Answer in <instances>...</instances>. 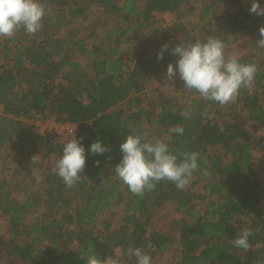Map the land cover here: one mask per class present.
Masks as SVG:
<instances>
[{
  "label": "trees",
  "instance_id": "1",
  "mask_svg": "<svg viewBox=\"0 0 264 264\" xmlns=\"http://www.w3.org/2000/svg\"><path fill=\"white\" fill-rule=\"evenodd\" d=\"M224 1L232 4L234 16L207 35L235 46L240 63L258 68L252 93L241 89L236 102L226 106L186 89L181 102L165 98L152 111L141 100L160 67L166 73L168 64L175 68L172 48L207 40L205 27L192 37L187 26L176 23L174 39L160 29L156 14L177 18L191 0H40L46 15L39 32L33 36L21 29L11 39L0 37V217L9 226L7 239L0 238V260L87 264L96 255L136 264L127 255L130 247L141 248L152 264L172 248L175 264L264 260V49L257 47L264 16L250 12L253 0ZM255 2L264 8V0ZM112 21L113 28L100 35L98 26ZM143 30L155 35L151 50L140 46ZM133 42L137 47L125 56L121 47ZM165 44L169 48L158 60ZM184 111L191 115L182 117ZM38 121L74 126V138H83L86 164L73 187L52 170L39 183L27 178L34 154L58 160L73 138L41 134ZM176 125L184 128L183 135L169 132ZM144 133L145 141L165 142L178 161L185 152L200 154L193 177L208 180L204 189L213 201L207 209L196 211L186 189L172 182L161 181L139 197L117 177L120 144L128 135ZM97 141L109 151L91 154ZM11 151L18 156L12 168ZM27 184L35 191L25 189ZM168 200L182 217L157 216ZM156 216L164 226L149 231ZM244 229L254 233L248 251L230 243Z\"/></svg>",
  "mask_w": 264,
  "mask_h": 264
},
{
  "label": "clouds",
  "instance_id": "2",
  "mask_svg": "<svg viewBox=\"0 0 264 264\" xmlns=\"http://www.w3.org/2000/svg\"><path fill=\"white\" fill-rule=\"evenodd\" d=\"M47 9V13H51ZM250 12L257 16H264V8L253 0ZM46 15L44 4L40 0H0V37L13 38L21 29L30 35H35L42 28V19ZM261 39L257 47L264 49V27L259 29ZM225 44L222 40L208 37L205 42L197 40L188 45L179 44L172 48L171 54L177 56L175 68L170 63L167 66V81H173L177 75L183 82L184 89L195 91L207 101H213L221 106L235 103L241 89H247L251 94L255 75L258 68L255 64H243L232 55H225ZM169 45L162 46L157 59L163 58V52ZM180 115L188 118L190 111L181 112ZM214 114L208 115L212 119ZM169 132L183 135L184 128L180 125L173 126ZM73 135V133H72ZM148 133L143 135H128L120 144L122 153L121 161L115 166L117 177L128 190L135 196L143 197L145 192L153 191L156 184L161 181L172 182L178 190H185L193 173L198 170V152H185L183 159L173 154L168 145L160 139L145 141ZM83 138L81 137L80 140ZM80 140L73 138L63 145L62 156L56 161L53 173L64 184L71 188L81 178L86 164L85 149ZM90 153L102 155L109 151L101 142L90 145ZM34 158V157H33ZM32 158V159H33ZM94 164L99 166V161ZM207 175V170L204 171ZM254 233L244 229L240 235L230 243L244 251L251 247L248 238ZM127 255L136 258V264H152L150 255L139 247L128 248ZM87 264H119L112 256L100 260L96 255L87 259ZM257 264H264V260Z\"/></svg>",
  "mask_w": 264,
  "mask_h": 264
},
{
  "label": "rangeland",
  "instance_id": "3",
  "mask_svg": "<svg viewBox=\"0 0 264 264\" xmlns=\"http://www.w3.org/2000/svg\"><path fill=\"white\" fill-rule=\"evenodd\" d=\"M205 4L209 6V9L205 10ZM201 15H205L204 20L202 21L200 20ZM155 16L160 22V29L162 30V32L168 34V37L172 36L173 39L178 38L179 35L175 34L172 28L176 23H182L183 26L188 27L187 30L190 32L192 37L198 35V31L201 27H205V30L202 34L207 39L208 37H210L207 35V31H215L214 25L216 23H224L226 21H229L234 16V7L232 6V4L224 0H191L189 5L186 8L182 9V12L177 18L171 14H156ZM95 21L96 20H94V22ZM113 24L114 22L112 21L108 26L106 24L99 25L97 28V30H99V34L102 35L104 31L111 29V27L113 28ZM142 32L143 35L140 38V46L151 50V47H153V43L156 42L154 40L155 35L149 30H143ZM135 47H137L135 42L128 43L127 45L121 47V50L125 56H129L131 55V52ZM237 53L238 51L235 46L225 47L226 57L229 54L235 57ZM158 71L159 72L157 74V80L154 85L146 93L141 94V100L143 105L146 107V109L150 111L153 110V107H160V105L165 102V98L170 99V101L176 99L177 101L181 102L183 100V95L181 94H183L184 86L183 82L179 79V76L177 75L176 77H174L173 81L169 82L167 81L166 72H163L161 67ZM143 123L144 127L149 128L145 121H143ZM41 125L42 123L40 121L35 123L37 130H39L38 132L41 131ZM152 131L155 130L152 129ZM260 131L261 133H263L262 130ZM153 134L156 137L158 136V133ZM150 135H152V132H150ZM33 157V159H31L28 164L32 168L30 169L31 172H28L27 178H32L36 180L37 183H39V181L43 180L45 175H47V173L55 167V163L57 160H53L51 158L44 159L41 154H34ZM17 160L18 156L16 155V152L11 151V157H9V161H12V163H10L11 168L12 166H16L15 163L17 162ZM33 163H35L36 165H31ZM28 165H23V168L28 169V167H30ZM260 172L261 179H264V170H261ZM206 183H208L207 178L201 179L200 177H192L188 187L186 188V191L188 192V197L190 199L189 205L195 207L196 211L203 212L213 201L212 197L204 189ZM24 188L32 192L35 191L34 189L30 190L29 184L24 185ZM176 206L177 205H175L174 201H166L164 207L161 210H158L159 212L157 216L167 215L171 213L168 216L182 217V214L177 212ZM157 216L150 221L151 223L147 227L149 231L152 228H163V223L165 220L160 217L157 220ZM98 229L100 230L99 227ZM8 231V222H6V220L0 217V238L2 237L7 239ZM176 243L177 242H175L174 244ZM175 258L176 256L174 254V248H172L164 256L158 257L157 262L159 264H175ZM0 264L7 263L4 260H0Z\"/></svg>",
  "mask_w": 264,
  "mask_h": 264
},
{
  "label": "built area",
  "instance_id": "4",
  "mask_svg": "<svg viewBox=\"0 0 264 264\" xmlns=\"http://www.w3.org/2000/svg\"><path fill=\"white\" fill-rule=\"evenodd\" d=\"M41 134L53 135L56 137H73L76 135V128L71 125H61L56 122H47L40 126ZM73 133V135H72Z\"/></svg>",
  "mask_w": 264,
  "mask_h": 264
}]
</instances>
